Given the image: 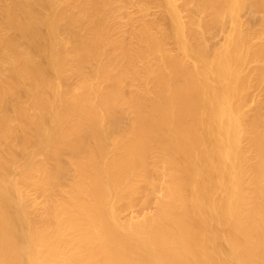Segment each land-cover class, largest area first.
I'll list each match as a JSON object with an SVG mask.
<instances>
[{"label":"bare ground","instance_id":"bare-ground-1","mask_svg":"<svg viewBox=\"0 0 264 264\" xmlns=\"http://www.w3.org/2000/svg\"><path fill=\"white\" fill-rule=\"evenodd\" d=\"M0 264H264V0H0Z\"/></svg>","mask_w":264,"mask_h":264}]
</instances>
